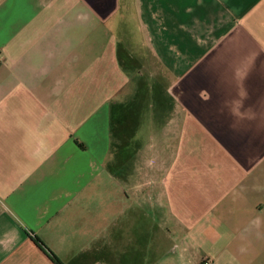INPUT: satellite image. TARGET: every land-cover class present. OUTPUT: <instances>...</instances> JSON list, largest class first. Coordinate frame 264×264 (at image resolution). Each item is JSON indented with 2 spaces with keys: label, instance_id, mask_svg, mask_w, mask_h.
<instances>
[{
  "label": "crops",
  "instance_id": "0c3cea01",
  "mask_svg": "<svg viewBox=\"0 0 264 264\" xmlns=\"http://www.w3.org/2000/svg\"><path fill=\"white\" fill-rule=\"evenodd\" d=\"M264 264V0H0V264Z\"/></svg>",
  "mask_w": 264,
  "mask_h": 264
},
{
  "label": "trees",
  "instance_id": "16d2710c",
  "mask_svg": "<svg viewBox=\"0 0 264 264\" xmlns=\"http://www.w3.org/2000/svg\"><path fill=\"white\" fill-rule=\"evenodd\" d=\"M35 242L36 244L50 256V258L56 263V264H61V261L58 259V257L40 240L39 237H35Z\"/></svg>",
  "mask_w": 264,
  "mask_h": 264
},
{
  "label": "built area",
  "instance_id": "2783aa9c",
  "mask_svg": "<svg viewBox=\"0 0 264 264\" xmlns=\"http://www.w3.org/2000/svg\"><path fill=\"white\" fill-rule=\"evenodd\" d=\"M206 264H210V261H207Z\"/></svg>",
  "mask_w": 264,
  "mask_h": 264
}]
</instances>
